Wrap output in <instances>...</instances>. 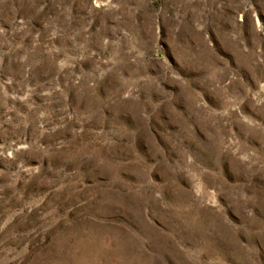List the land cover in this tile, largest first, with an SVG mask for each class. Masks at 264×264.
Here are the masks:
<instances>
[{
  "label": "rangeland",
  "instance_id": "obj_1",
  "mask_svg": "<svg viewBox=\"0 0 264 264\" xmlns=\"http://www.w3.org/2000/svg\"><path fill=\"white\" fill-rule=\"evenodd\" d=\"M0 264H264V0H0Z\"/></svg>",
  "mask_w": 264,
  "mask_h": 264
}]
</instances>
